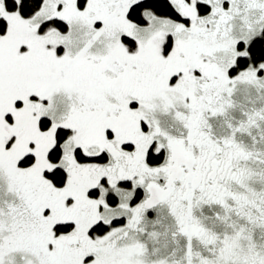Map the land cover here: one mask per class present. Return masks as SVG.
<instances>
[{
	"label": "snow or ice",
	"instance_id": "snow-or-ice-1",
	"mask_svg": "<svg viewBox=\"0 0 264 264\" xmlns=\"http://www.w3.org/2000/svg\"><path fill=\"white\" fill-rule=\"evenodd\" d=\"M0 264H264V0H0Z\"/></svg>",
	"mask_w": 264,
	"mask_h": 264
}]
</instances>
